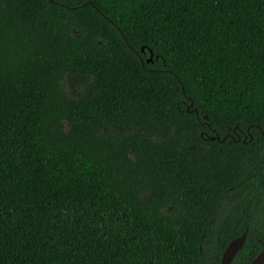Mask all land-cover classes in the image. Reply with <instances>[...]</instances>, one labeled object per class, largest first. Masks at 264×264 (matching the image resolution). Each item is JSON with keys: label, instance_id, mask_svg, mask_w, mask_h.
I'll return each instance as SVG.
<instances>
[{"label": "trees", "instance_id": "obj_1", "mask_svg": "<svg viewBox=\"0 0 264 264\" xmlns=\"http://www.w3.org/2000/svg\"><path fill=\"white\" fill-rule=\"evenodd\" d=\"M54 1L0 0V264H250L264 0Z\"/></svg>", "mask_w": 264, "mask_h": 264}, {"label": "water", "instance_id": "obj_2", "mask_svg": "<svg viewBox=\"0 0 264 264\" xmlns=\"http://www.w3.org/2000/svg\"><path fill=\"white\" fill-rule=\"evenodd\" d=\"M50 1L52 3L59 4V3H56L54 0H50ZM142 51H144V48L142 49ZM150 53H151V57L148 60V62L152 61V58H153L152 51H150ZM184 92H185V90H184ZM189 100L191 101V104L187 107V111L188 112H195L198 116L199 115L198 110H196V109L191 110V108L193 107V101L191 98H189ZM204 119L207 120L208 117L205 115ZM202 136H204V135L202 134ZM207 139H210L211 141L218 140L221 142L226 140V138L221 140L220 136H218V135L209 136V137L207 136ZM246 238H247V232H245L243 235H241L240 237H238V238H236L230 242V244L228 245V247L226 248V250L223 254L221 264H232L235 257L237 256L238 252L244 246ZM250 264H264V249L252 260V262Z\"/></svg>", "mask_w": 264, "mask_h": 264}, {"label": "flooded vegetation", "instance_id": "obj_3", "mask_svg": "<svg viewBox=\"0 0 264 264\" xmlns=\"http://www.w3.org/2000/svg\"><path fill=\"white\" fill-rule=\"evenodd\" d=\"M262 133L264 134V131H262ZM252 138L253 136L249 130H246L245 132L244 131L236 132L235 137L232 136V139L234 141L242 142V143H247V140L248 139L251 140Z\"/></svg>", "mask_w": 264, "mask_h": 264}, {"label": "rangeland", "instance_id": "obj_4", "mask_svg": "<svg viewBox=\"0 0 264 264\" xmlns=\"http://www.w3.org/2000/svg\"><path fill=\"white\" fill-rule=\"evenodd\" d=\"M78 87L81 88L80 80L77 78H69L68 89L76 90Z\"/></svg>", "mask_w": 264, "mask_h": 264}]
</instances>
